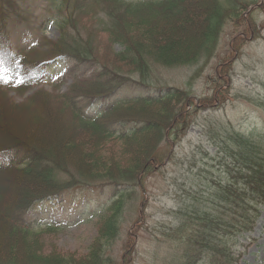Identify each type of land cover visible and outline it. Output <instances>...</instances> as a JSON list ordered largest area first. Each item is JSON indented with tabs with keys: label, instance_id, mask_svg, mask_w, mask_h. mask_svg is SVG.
<instances>
[{
	"label": "trees",
	"instance_id": "16d2710c",
	"mask_svg": "<svg viewBox=\"0 0 264 264\" xmlns=\"http://www.w3.org/2000/svg\"><path fill=\"white\" fill-rule=\"evenodd\" d=\"M206 1L213 2L216 8V12L214 10L210 13L207 34L198 46L184 48L178 40V35L192 24L189 20L191 16H186L189 12L187 7ZM216 1H219V4ZM216 1L60 0L59 37L53 42H48L45 50L37 49L34 52L30 50L24 53L20 59V64H23L20 72L24 76L30 69L40 65L38 63L42 60L55 58H71L79 69L85 67L82 73L77 71L78 68L72 69L70 81L62 93H59L58 84L66 83L63 78L49 91L56 93L64 111L72 116L78 129L75 133L79 137L88 136L86 140L80 142L85 143L82 148L80 143L68 145L76 147L75 149L77 151L79 149L83 155L86 152L88 156L92 154L89 156V162L92 163L88 164L86 171L72 164L63 166L59 161L60 158L51 156L45 150L23 141L10 139V143L1 146L8 139L3 137L4 140L0 141V155H7L17 150L9 164L0 167V186L10 173L18 175L35 173L46 186L42 192L30 197H22L20 205L5 207L8 217L0 222L6 224L12 237L21 239L28 236L29 232L21 225V214L35 201L46 200L65 187L78 189L91 188L99 183L106 184L114 187L115 201L111 202L105 214L92 222L93 230H98L95 239L91 240L92 245L81 256V261H65L61 258L62 263L58 264H111L105 254L106 246L117 239L121 220L130 219L124 214L136 216L140 201L141 206L147 205L148 201L145 199L149 195L146 190V180L159 171L168 154L163 151L165 148L161 145L164 137L176 140L187 128L186 120L190 114H186L183 105L189 93L165 86L161 88L163 90L156 88L161 90L157 96L135 97L116 102L103 108L102 113L96 115H88L84 108L88 104L102 101L117 85L129 83L152 88V85L147 84L152 66L176 69L196 65L200 61L202 64L210 61L214 56L224 21L239 13L237 0ZM223 8L228 9L229 15H226ZM87 17L97 18L95 20L97 29L92 32L88 29L90 33L86 29L82 31L75 29V23L86 27ZM176 25L177 28H174ZM179 26L183 28H178ZM97 37H105L111 49L114 46L120 48L114 55L116 61L123 64H119L120 71L109 67L104 58L102 62L94 57L92 42ZM87 71H90L89 75H86ZM224 72L214 69L212 75L208 77L212 87L211 93H214L211 97L205 96L198 100L202 108L209 109V114L214 111L210 108L223 102L221 97L224 92L216 76L224 78ZM30 88L32 89V85L29 81L21 87L22 90H30ZM38 91L40 89L34 91L32 100H38ZM4 93L8 97L5 91H0V97ZM105 105L102 104L103 107ZM260 105L264 109V101L260 102ZM137 106L139 108H136ZM148 109L164 113V118L153 119L151 114L137 118L134 114L148 113L150 111ZM130 122H140L143 128L139 130L130 128L129 135L113 137L117 132L114 134L112 125ZM141 135H145V138H153V145H148L149 138L141 144L145 143L146 147L130 145V141L136 140ZM205 135L208 136L210 145L215 148V156L209 158L200 149L202 159L207 157L205 161L200 162L201 169L196 170V167L192 166L193 168L190 167L191 169L186 172L190 178L194 177L192 171L195 172L198 179L195 177L192 181L198 185L200 198L196 193L190 195V192H181L178 197L182 205L176 210L167 212L169 216H174V224L160 226L162 232L159 236L163 238L157 242L169 243L167 253H173L165 260L167 264H235V252L231 249L233 237H240L245 231L251 230L255 219L259 216L261 206L264 205V137L261 136V131L253 129L245 134L230 124L215 121V127L207 128ZM98 141L99 144L95 145ZM101 141L104 144L100 145ZM115 143L124 144L129 150L120 152L108 150L106 145ZM72 147L70 149L73 150ZM93 155L95 157H92ZM124 155H127L128 159L131 158L133 163L118 160ZM211 162L215 163V166L210 167ZM111 167L115 168V173L107 174L109 172L107 169ZM55 172L58 176H55ZM60 175H64V180ZM3 195L4 189L0 187V202ZM190 197L194 199L193 205L186 206V200ZM135 222L130 221L131 224ZM139 227L133 226L131 233L126 232L120 264H126V259L134 253L136 241L132 235L136 234ZM44 232L61 231L51 228ZM81 254L83 252L79 250L78 255ZM8 263L10 261L0 258V264Z\"/></svg>",
	"mask_w": 264,
	"mask_h": 264
},
{
	"label": "rangeland",
	"instance_id": "374dc122",
	"mask_svg": "<svg viewBox=\"0 0 264 264\" xmlns=\"http://www.w3.org/2000/svg\"><path fill=\"white\" fill-rule=\"evenodd\" d=\"M6 1L7 0L2 1V5L5 7ZM9 1L14 3V5L23 4L24 8L14 6L11 10L7 9L9 15L4 17V20H6V29L1 33L3 34L2 38L7 47L11 49L13 48V42H15V44L16 42H21L17 47L15 46V49H17L22 47L27 41L35 42L36 40H40L41 36L49 41L58 38L57 22L60 18L56 1ZM237 1L239 4V13L224 21L218 36L214 56L210 61L206 64H202L200 61L196 65L184 66L176 69L163 68L160 66L151 67L150 79L147 82L148 85L154 87L167 86L185 90L189 93L185 100V105L183 106L185 107L186 114H190L187 120L191 125L186 129L185 133L178 136V142L174 143L172 146L163 143V148H165L163 151L165 153L169 152L168 158L171 159V162L158 169L159 171L153 173L146 180V190L149 195L146 199L148 201L147 205L142 207L140 201L135 213L137 218L130 216V220L137 219L138 223L136 225H139L140 229L136 230L135 236L137 237H135L136 245L134 253L127 259L124 257L127 264H167L165 260L173 254L167 253L169 243L157 242L163 238L159 236L162 232L160 226L165 224H170L172 226L174 224V216H169L167 212L176 210L178 206L180 207L182 205L181 199L178 197L181 192H190V195L196 193L197 197L200 198L201 194H199L198 185L196 182L192 181V179L196 177L195 172L192 171L194 177L192 176L191 178L186 172L192 166L196 167V170L201 169L200 162L205 161L207 157L210 158L211 156H215V149L210 145L209 138L205 135V130L207 128L210 129V127L213 129L215 127V121L217 123L230 124L233 128L245 134L260 126L262 127V125L264 126V122L255 119V117H264V109L260 105V102L264 101V0ZM216 2L219 4V1ZM187 8L189 12L186 16H191L189 20L192 24L188 25L179 33L178 40L181 41L180 43L184 48L188 49L192 46H198L204 40L209 25L208 21L211 18L210 13L214 10L216 12V8L211 1H206L204 4L194 3ZM223 10L226 15H229L228 9L223 8ZM22 17L24 20L21 19ZM53 19L57 20L54 25H52ZM87 20L86 27L75 23V29L81 31L84 29L87 31L91 29L90 32L97 29V21L95 22L97 18L93 19L87 17ZM177 26L178 25L174 26V28H177ZM182 26L178 28H183ZM193 27H195L194 32H192ZM174 28H171V30H174ZM88 39L91 42L89 36ZM92 46L94 48V57L102 62L103 60L106 61L109 67L120 71V65L123 64L117 62L114 56L115 51L119 52L120 50L118 46H114V50L111 49L105 37L93 39ZM102 58L104 59L102 60ZM68 65L69 64L66 63V66ZM215 68L216 71H225L224 78L216 76L218 84L223 89L222 92H224V95L221 97L222 103L210 108L214 110L211 115L207 108L202 109L198 104V100L205 96L211 97L214 93H211L212 87L208 82L210 79L208 77L212 75ZM52 69H44L42 72H37V74L39 77L47 74L49 75ZM50 89L51 88H48V86L44 84V88L42 87L40 91H38V100L31 99L34 91H36L35 89L27 92L11 91L8 97L5 93L1 95L0 141L3 137L8 138L5 143H8L9 140L12 139L10 136H7L8 126L6 123L9 116L6 115L7 113L21 120V122L33 121L32 123H34L35 119H42V117L40 118L39 116L44 109H53L54 113L61 120L65 130H71L73 133L78 130L72 116L67 111H64L61 105L62 103L59 101L56 93L50 92ZM64 90L65 88L63 87L59 93H62ZM125 93L133 95L138 92L129 89L126 90ZM136 108H139V106ZM148 110H150L148 113L135 112L134 114L137 118H139V116L144 118L149 114H151L153 119L154 117L164 118V113L157 112L153 109ZM152 111L153 113H151ZM33 132L34 131H31V133ZM87 137L86 135L81 137L78 135L74 136V142L70 144L75 145L76 143H80L86 140ZM148 138H145V135H141L137 137L136 140H132L129 143L130 145L135 147L139 146L141 148L145 146V143L143 145L141 144ZM101 143L104 144L103 141L100 142V145ZM167 143L171 144V142ZM68 144L64 147L70 149L72 146L70 147ZM98 144L99 141L96 142L95 145ZM80 145L82 148V146H85V143H80ZM106 146L108 150L112 149L116 152L129 150V147L120 143L108 144ZM72 148H74L73 150L75 152H71V155L77 157L79 155L86 167L92 163L89 162V156L92 154L88 156L86 152L84 156L79 149L77 151L75 149L76 147ZM200 149L204 151V154L206 153L208 155L206 158L202 159ZM51 151L52 150H48L46 152L51 155ZM142 154H144V151ZM68 156L69 155L65 156L62 153L59 155V161L62 162L63 166L72 164L69 161L71 159L67 158ZM126 156L127 155H124L117 159L123 162L133 163L131 158L128 159ZM92 157H95V155ZM103 157L104 156H101V158ZM142 157L143 155L141 158ZM194 164H196V166ZM105 166L106 164L104 167ZM107 170H109V172L106 171L107 174L115 173V168L113 167ZM55 176H58L57 172H55ZM60 178L64 180V175H60ZM196 179L198 178L196 177ZM4 181L3 179V184H1L0 187H2L5 192V189H11V187L10 183L5 185L7 180ZM16 186L21 187L22 184ZM94 189H89L91 190L90 192H87L85 189L70 190L63 194V199L65 201H76L79 210L85 209L86 206L90 208L95 205L93 207L94 210L101 203L108 200L111 191L110 189ZM30 190H32V188ZM77 194L80 195L78 198L75 197ZM24 195L25 194H20L16 198L14 197L12 199L15 201L14 205H17ZM5 200L6 198L3 195L0 202V220L4 221L8 217V211L5 210V207L14 206L12 205L13 203L10 204ZM193 202L194 199L190 197L189 200H186L185 205L192 206ZM63 205L62 203L59 207H63ZM200 207L205 209L201 205ZM188 209L191 208L188 207ZM65 214L67 215L66 219L68 221L73 222L75 220V217L70 215L68 211H66ZM77 214L78 213H75V216H77ZM124 216L129 217L128 213H125ZM71 226L72 225L66 226L67 231L47 233H45L44 230L33 231L29 232L26 237L15 239L10 235L7 228L1 231L0 224V236H4L8 239V243L1 246L0 258L8 262L10 261L8 264H58L62 263L61 258L65 261L79 262L82 260L81 256H83L92 245L91 240L95 239L98 230H93L94 226L90 227V225L88 226L84 223H82L80 227L78 226V228L73 225L70 229ZM131 229L132 224L129 221H123L122 223L121 220L117 239L115 242L107 245L105 249V254L107 258H109L111 264L121 263L123 243L126 239L125 234L130 233ZM242 242L244 251L238 264H264V210L261 212L253 232L250 234V239H244ZM79 250H81L83 254L78 255ZM12 261L16 263H12Z\"/></svg>",
	"mask_w": 264,
	"mask_h": 264
},
{
	"label": "bare ground",
	"instance_id": "6f19581e",
	"mask_svg": "<svg viewBox=\"0 0 264 264\" xmlns=\"http://www.w3.org/2000/svg\"><path fill=\"white\" fill-rule=\"evenodd\" d=\"M201 4H204V2H201ZM194 30L195 27L192 29V32H194ZM6 115H9L6 123L8 126L7 136H10L14 140L24 141L25 143L39 147L46 151L52 150L51 156H57V158L59 155H61V153L65 156L69 155L67 158L71 159L69 161L74 166L77 165L79 169L86 171L87 167L85 166V163H83V160L80 158V156L78 155L77 157L71 155V152L75 151L64 147L66 144L74 142L73 138L74 136H77V134L75 132L73 133L71 130H65L61 120L54 113L53 109H44L42 114L39 116L40 118L42 117V119H35L34 123H32L33 121L21 122V120L16 119L9 113ZM31 131L34 132L31 133ZM153 141V138L149 139L148 145L152 146ZM1 146H6V143L3 142ZM7 177L8 179L5 185L10 183L11 189H5L4 196L6 198L5 201L10 204L13 203L12 205H14L15 202L12 200L14 197L16 198L20 194H25L24 196L30 197L42 192L46 187L35 173H30L26 176L22 174L18 175L10 173L7 175ZM18 184H22V186L17 187L16 185ZM31 188L32 190H30ZM20 204L21 201H19L17 205ZM5 228H7L6 224L1 223V231H3ZM7 243L8 239L4 236H0V251L2 250L1 246L6 245Z\"/></svg>",
	"mask_w": 264,
	"mask_h": 264
}]
</instances>
